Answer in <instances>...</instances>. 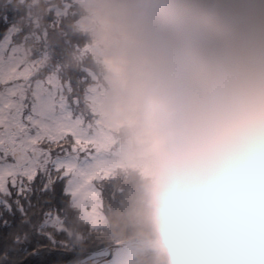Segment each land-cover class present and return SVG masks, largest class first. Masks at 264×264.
Wrapping results in <instances>:
<instances>
[{"label": "clouds", "instance_id": "obj_1", "mask_svg": "<svg viewBox=\"0 0 264 264\" xmlns=\"http://www.w3.org/2000/svg\"><path fill=\"white\" fill-rule=\"evenodd\" d=\"M91 40L139 161L148 264H264V12L94 0Z\"/></svg>", "mask_w": 264, "mask_h": 264}, {"label": "snow or ice", "instance_id": "obj_2", "mask_svg": "<svg viewBox=\"0 0 264 264\" xmlns=\"http://www.w3.org/2000/svg\"><path fill=\"white\" fill-rule=\"evenodd\" d=\"M264 12V0H252ZM72 0H0V264H115L95 71Z\"/></svg>", "mask_w": 264, "mask_h": 264}, {"label": "trees", "instance_id": "obj_3", "mask_svg": "<svg viewBox=\"0 0 264 264\" xmlns=\"http://www.w3.org/2000/svg\"><path fill=\"white\" fill-rule=\"evenodd\" d=\"M83 9L84 6L78 0H72L71 15L75 17V20L68 26L74 34L81 37L86 43L91 40V36L86 29L80 28L78 24L84 13ZM89 59L94 70L99 73L94 77L95 81L103 82L97 62H93L91 57ZM115 130L120 131L119 127H116ZM105 175L111 176L117 191L121 195L116 206L108 207L102 216L97 214L96 219L102 229L99 235L108 244L149 237L142 213L139 165H116L111 167ZM149 254L139 255L122 264H148Z\"/></svg>", "mask_w": 264, "mask_h": 264}, {"label": "rangeland", "instance_id": "obj_4", "mask_svg": "<svg viewBox=\"0 0 264 264\" xmlns=\"http://www.w3.org/2000/svg\"><path fill=\"white\" fill-rule=\"evenodd\" d=\"M84 6V13L80 17L78 24L80 28L86 29L90 34L92 28L91 21L94 17V0H78ZM91 36V35H90ZM85 53L96 62V52L92 45V40L84 43ZM95 71V70H94ZM95 76L99 73L95 71ZM91 108L97 118L96 122L100 128V148L109 153L110 159L101 165L100 170L108 172L111 167L116 165H139V161L132 156L124 147L121 132L115 130L117 124L108 106V93L104 82L95 81ZM121 141V142H120ZM119 144H118V143ZM149 238V237H144ZM152 250V245L133 244L119 247L114 253L115 264L126 263L139 255H146ZM126 251L122 256L120 252Z\"/></svg>", "mask_w": 264, "mask_h": 264}, {"label": "water", "instance_id": "obj_5", "mask_svg": "<svg viewBox=\"0 0 264 264\" xmlns=\"http://www.w3.org/2000/svg\"><path fill=\"white\" fill-rule=\"evenodd\" d=\"M92 22H93V20L91 21V23ZM91 31H92V28L90 30V35H91ZM133 244L152 245V241L150 240V238H140V239L129 240V241H125V242L114 243V245H118V247L116 249H118L119 247L129 246V245H133ZM116 249H115V251H116Z\"/></svg>", "mask_w": 264, "mask_h": 264}, {"label": "bare ground", "instance_id": "obj_6", "mask_svg": "<svg viewBox=\"0 0 264 264\" xmlns=\"http://www.w3.org/2000/svg\"><path fill=\"white\" fill-rule=\"evenodd\" d=\"M123 253H126V251L120 252V255L122 256Z\"/></svg>", "mask_w": 264, "mask_h": 264}]
</instances>
